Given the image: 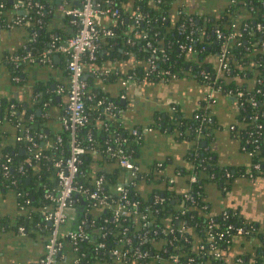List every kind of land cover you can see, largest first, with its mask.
<instances>
[{
    "label": "trees",
    "instance_id": "16d2710c",
    "mask_svg": "<svg viewBox=\"0 0 264 264\" xmlns=\"http://www.w3.org/2000/svg\"><path fill=\"white\" fill-rule=\"evenodd\" d=\"M36 1L45 3L43 9L38 11L36 6L26 8V15L19 25H22L23 30L28 34L29 54L35 58V61L40 62V53L48 47L51 37L58 35L65 38L74 32L75 26L70 16L56 11L48 0ZM112 1L119 9V15L111 24L114 36L105 40L100 39L95 57L91 59L85 56L83 61L98 64L103 56L105 57L100 54V46L109 44L115 46L121 42L124 44V49L127 48L137 57H143L145 61L147 58L154 61V69L148 67L142 69L141 76L146 80L169 79L173 73L177 77L192 74L210 88H215L213 93L216 95L241 90L243 95L237 102L241 103L239 118L243 122L240 131L242 144L251 152V172L264 175V0L234 2L229 0L227 9L219 14L194 13L187 7L183 8L184 5L179 2L180 0ZM0 3H2L0 6L2 11L12 7L10 0H0ZM174 6L177 14L172 20L171 12ZM240 12H244L245 15L239 16ZM136 13L142 15L139 22L134 21L133 17ZM234 13H236L235 18ZM58 19L64 21V24L66 21L70 22L72 29L70 34H66L56 26L55 21ZM196 19L199 21L197 22ZM257 23L263 26L261 30L255 29ZM245 24L247 27L243 29ZM217 29L222 32L220 38L216 37ZM237 29L242 30L240 38L232 42L228 40L224 46L228 32ZM143 33L147 36L143 37ZM31 34L34 36L33 39H30ZM128 37L132 39V43L126 42ZM148 40L156 47L154 53L146 45ZM182 43L191 44L192 50L181 48ZM209 53H217L218 57L223 56V62L227 66H222L218 59L217 67H211L207 60ZM16 54L22 56L23 52L18 51ZM8 55L9 53H6L0 57L2 65L11 77L20 78L27 60L13 61L6 58ZM202 70L207 76L201 73ZM247 73L250 76H247ZM86 92L93 96L85 98L88 119L78 128L77 141L84 146L94 145L99 152L92 154L88 151L81 155L80 174L77 180L88 185L94 175L102 174L104 191L109 194L111 201L94 213L87 199L76 196L73 203L76 211L75 224L78 225L83 221L84 229L93 235V241L77 242L78 255H80L78 264H90L101 258L115 260L110 251L114 247L121 250L120 260L134 259L135 249L138 248L141 251H148L146 256L139 258L142 261L153 260L158 253L171 264H222L220 258L215 256V250L222 249L223 243L227 245L235 237L248 238L251 235L257 237L259 246L252 257L250 253L241 255L239 264H264V229L260 230L250 221L244 220L236 210L227 208L213 211L204 199L203 185L206 179H213L223 187L233 176L231 173L229 176L225 174L226 170L231 172L232 168L219 167L212 162L211 151L207 149L206 144H202L203 139L209 140L215 125L213 120L207 121L208 116L212 118L209 111L212 105L208 100L205 98L202 100L191 118L177 117L175 114L170 120L168 116L163 117L157 113L158 117H155L151 125L161 129L175 125L180 137L192 141L193 146L189 152L192 167H188L185 172L188 175L195 173L197 179L187 190L190 197H184L183 193L176 195L166 187L158 188L155 186V181L153 182L155 190L148 195L139 193L136 184L130 185L126 212L114 219V205L118 199V192L114 189L123 179V175L115 157L109 155L105 148L108 145L113 149L121 147L136 161L142 136L136 140L129 132L130 127L121 121V115L110 114V111L105 109L106 100L102 104H97V100L101 97L89 90V84ZM115 99H112L115 108H123L124 105ZM251 100H255L256 104L254 105ZM11 104H14L13 108ZM30 114L33 116L31 119ZM255 114L258 115L256 119L253 117ZM3 120L14 125L20 123L23 131L33 137L30 149L27 148L26 142L21 141L19 145L22 149L17 147L14 151L7 150L0 155V184L13 185L11 187L13 190L21 191L23 194L26 192L24 199H29L26 204L30 214L21 217L17 223L27 229L29 224L42 219L40 209L50 205V200L44 196L43 184L47 183L45 177L54 170L53 160L65 157L68 153L69 131L61 126L57 132L47 133L42 115L33 112L28 104L19 103L5 96L0 97V123ZM257 122L261 123L262 127L258 141H254L257 137L255 125ZM134 127L141 130L139 126ZM249 132L253 133L249 134ZM40 133L43 134L41 137H39ZM57 135L61 137L58 143L55 142ZM115 136L120 139L114 140ZM123 137L126 138L124 141ZM36 152H40L38 159L33 157ZM7 157H10L11 161H7ZM28 160L29 165L26 162ZM1 163L7 166V176L2 173ZM256 163L258 167L254 166ZM21 164L23 169H19ZM151 178L153 179V176ZM156 196L163 198L162 201H157ZM133 201H137L136 207L131 205ZM142 215L146 218H142ZM145 220L147 222L143 225ZM165 227L169 228L168 232ZM182 227L183 231L180 232L179 229ZM237 227H242L244 231L240 234L236 233ZM155 228H158L157 233H153ZM171 229L173 231H170ZM220 233H223L221 238ZM210 234L214 235L216 241L214 248L210 245L214 240L210 238ZM195 236L197 241L194 243ZM126 237L130 240L125 241ZM98 241H103L104 246L97 248ZM172 256L177 257L176 262L171 260ZM139 259L135 261L139 262Z\"/></svg>",
    "mask_w": 264,
    "mask_h": 264
},
{
    "label": "crops",
    "instance_id": "0c3cea01",
    "mask_svg": "<svg viewBox=\"0 0 264 264\" xmlns=\"http://www.w3.org/2000/svg\"><path fill=\"white\" fill-rule=\"evenodd\" d=\"M48 1L54 5L56 11L64 14L59 11L61 0ZM179 2L184 5L183 8L187 7L194 13L219 14L227 9L229 0H180ZM43 4L45 5L44 2ZM70 4L71 1L67 3L68 6ZM175 9L174 6L171 12L172 20L177 14ZM15 14L16 9L13 10L12 7L0 11V57L9 53L6 58L11 60L18 51L23 52V55L28 54L30 46L28 34L23 30L22 25H8ZM240 15L243 16L245 13L240 12ZM233 16L235 18L236 13ZM113 22L112 17L102 15L98 25L111 27ZM55 24L66 34L72 32L70 22L66 21L64 24V21L58 19ZM106 38L102 37L101 40ZM100 54L105 57L103 56L98 64L84 62V76L89 84V90L94 91L104 100L126 98V104L114 115L120 114L121 121L130 128L139 126L143 129L152 125L155 117H158L157 113L163 117L168 116L170 120L175 114L177 117L191 118L204 98L211 103L212 108L209 111L215 125L209 140H206V147L211 151L214 164L223 168H232L235 172L230 177L229 183L223 187L213 179H206L203 185L204 199L213 211L227 208L236 210L244 220L263 230L264 175L251 172L252 159L242 144L240 131L243 122L239 118L236 99L229 94H214L213 88L192 74L157 81L146 80L141 73L142 69L147 67V61L143 57H137L127 48L124 49V44L121 42L115 46L112 44L100 46ZM218 59L217 53H209L207 56L209 65L213 68L217 67ZM26 63L20 78L18 76L14 78L2 65L0 58V97L5 96L19 103L28 104L33 112L42 115L47 133L57 132L62 126L61 116L67 102L66 94L58 92V87L67 82L65 57L62 53L55 52L49 60L39 62L33 58ZM247 76L250 74L247 73ZM37 90L42 92V97ZM123 93L124 97H122ZM22 130L23 128L20 129L7 120L0 123V154L7 150L14 151L17 147L22 149L19 145L22 140L17 138L18 132ZM192 146V141L179 136L175 125L164 129L153 126L151 131L144 132L135 160L140 171L147 174V178L141 175L137 177V181L134 179L133 185L136 184L137 191L148 195L155 190L153 186L155 181V186L166 187L176 195L186 192L189 188V180L185 170L192 167L189 159ZM155 163L161 165L155 167ZM152 171L158 173L152 174ZM45 178L47 187L56 191L57 180L54 173L50 172ZM28 212V209L20 205L13 188L0 184V264H37L43 254L49 222L39 219L36 223L29 224L25 233L21 232L17 223ZM67 214V219L61 228L74 229L75 209L69 208ZM195 239L196 236L193 239L194 243L197 241ZM258 246L259 242L255 235L248 238L235 237L227 245L223 243L222 249L215 250V256L220 258L222 264H239L241 255L250 253L252 257ZM77 259L78 251L73 242L70 239H63L54 264H76ZM90 264L171 263L166 259L157 261L155 258L140 262L133 259L101 258Z\"/></svg>",
    "mask_w": 264,
    "mask_h": 264
},
{
    "label": "built area",
    "instance_id": "2783aa9c",
    "mask_svg": "<svg viewBox=\"0 0 264 264\" xmlns=\"http://www.w3.org/2000/svg\"><path fill=\"white\" fill-rule=\"evenodd\" d=\"M231 2H234L235 0H230ZM70 0H61L59 11L63 12L64 14L70 16L72 23L75 26L74 32L65 37L61 38L58 35L52 36L51 42L41 51V57L40 60H49L51 55L55 52L62 53L65 57V65H66V71H67V82L65 85H61L58 87V92H63L67 96V102L65 106V110L61 116V122L62 126L69 131V140H68V146L69 150L65 157H59L53 160V173L57 180V190L53 191L50 190L47 185L43 184V188L45 189L44 196L48 197L50 200L51 206H44L40 209V215L43 220L50 222L49 223V232L48 236L45 242V249L43 254L40 256L37 264H54L57 260V257L60 253V249L62 246V240L63 239H70L75 249L77 250V242L78 241H93V235L89 232H87L83 227V221H81L78 225L75 224L74 229H68L63 230L61 228L62 224L67 219V210L69 208H74L73 203L76 198V196L84 197L88 200V205L94 213L105 206H107L110 203V196L104 191V177L102 174L100 175H94L91 179L90 183L83 184L78 182L77 176L80 174L79 169V163L81 162V155L90 152L92 154H96L99 152V150L94 146H84L77 141V130L80 126H82L88 119V113L86 110L85 105V98H91L93 95L87 94V83L86 79L84 78V57L87 56L89 58H94L96 51L98 50V41L102 37H112L114 36V30L111 27H102L98 25V21L101 20L102 15H108L112 18H116L119 15V9L113 5L112 0H71V3L69 6L67 3H69ZM0 6H2V3H0ZM36 6L37 10L40 11L43 9L44 4L40 3L36 0H13L12 1V9H16L15 16L9 21L8 25L12 24H21L23 22L25 14V9L29 7ZM18 10V11H17ZM1 11V10H0ZM20 11V13H19ZM134 21L139 22L142 18V15L140 13L134 14ZM192 18L190 17V20ZM234 24H232L231 27H233ZM247 25L245 24L243 29H245ZM262 25L260 23H257L255 26L256 30H261ZM242 34V30H231L226 35V42L224 43V46L226 45L227 41L230 40L232 42L234 39H239L240 35ZM147 34L143 33V37H146ZM33 34H31L30 39H33ZM216 37L220 38L222 37V32L220 29L216 30ZM127 43H132V39L130 37L126 40ZM146 45L150 47L152 53L156 51V47L153 46L150 40L146 42ZM181 48H187L188 50H192L191 44H180ZM225 48V47H224ZM223 56L219 57L220 64L222 66H227L225 62H223L222 59ZM29 53L24 54L22 56L16 55L12 57L13 61L17 60H29L33 59ZM147 67L148 69H154L155 63L152 59L147 58ZM201 73L205 74L207 76V73H205L203 70ZM14 78H17V76H13ZM176 74H172L171 78H176ZM124 82V81H123ZM212 88V87H211ZM215 88H213L214 91ZM217 90V89H216ZM230 92V91H229ZM229 95H232L234 99H236L237 106L241 105L238 99L242 97L243 92L241 90H238L236 92H233ZM124 93L122 94V97H124ZM106 105L105 109L110 111L112 114H116V111L118 112V109L115 108V104L112 99H105ZM104 99L97 100V104H102L105 102ZM252 103L255 105L256 101L251 100ZM14 107V104H11V108ZM114 110V111H113ZM254 119L258 117L257 114H255ZM30 118H33L32 114L30 115ZM212 118L208 116L207 121H211ZM256 125V133L257 137H255L254 141H258V137L260 136V129L262 127L261 123H255ZM18 128H22L21 125L17 124ZM231 128H234V126H231ZM153 129V126H145L143 129L138 130L136 127H131L129 132L132 134L136 140H139L142 134L146 131H151ZM253 133V132H249ZM43 134L40 133L39 137H41ZM17 138L22 140L23 142H26V146L28 149L31 148V142L33 141L32 135L28 134L25 130L18 132ZM24 139V140H23ZM120 139L118 136L114 137V140ZM126 138L123 137L122 140L124 141ZM61 137L60 135H57L55 142H60ZM35 144V143H34ZM246 149V147L244 146ZM247 150V149H246ZM105 151L111 155L114 156L116 159L117 166L122 170L123 179L118 182L115 185V192H118V199L116 201V204L114 205V219H117L118 216L124 212H126V204H128V194H129V186L133 185L134 179L138 176L143 175V177H146L147 174H143L140 171V167L136 161H134L130 154L127 153L123 148L117 147L116 149H113L110 145H108L105 148ZM248 154L251 155L250 150H247ZM1 155V154H0ZM34 158L38 159L40 157V152H36L33 155ZM7 161H11L10 157L6 158ZM27 164H30V161H26ZM2 165V173L3 175L7 176V166L3 163ZM156 166H160L161 163H155ZM255 167H258V164L256 163L254 165ZM101 167V166H100ZM19 169H23V165L21 164L19 166ZM232 174L229 170L225 171V174L227 176ZM197 176L195 173L188 175L189 180V187L190 184L194 181H196ZM14 182V181H13ZM12 182V183H13ZM6 186L12 187L13 185L7 184ZM15 195L19 199L20 205L24 209H28L27 202H29V199H24L23 192H19L18 190L15 191ZM162 195V194H161ZM184 197H190V193L188 191L183 193ZM163 198L156 196V200L162 201ZM137 201L131 202V205L136 207ZM29 211V210H28ZM29 213V212H28ZM142 218H146L145 215H142ZM146 220L143 222V225L146 224ZM19 230L21 232H25L26 228L23 225L18 226ZM230 227V225H229ZM166 228V232L169 231L168 227ZM170 231H173L171 229ZM180 232L183 231V227L179 229ZM244 231L242 227H237L236 233L240 234ZM158 228L153 229V233H157ZM223 236V233H220L219 237L221 238ZM210 238L214 239V235L210 234ZM129 237H126L125 241H129ZM216 241L215 239L210 242V245L214 248L216 247ZM104 246L103 241L96 242V247L100 248ZM78 251V250H77ZM111 255L116 259H121V250L117 247L111 248ZM148 254V251H141L140 249L136 248L134 252L135 259L142 258ZM219 253L217 252L216 255ZM80 255H78V259L76 264H78ZM155 259L157 261H162L164 258L161 257L158 253L155 254ZM140 260V259H139ZM171 260L176 262L177 257L172 256ZM137 261V260H136ZM142 261V260H140ZM139 261V262H140Z\"/></svg>",
    "mask_w": 264,
    "mask_h": 264
},
{
    "label": "water",
    "instance_id": "95a60500",
    "mask_svg": "<svg viewBox=\"0 0 264 264\" xmlns=\"http://www.w3.org/2000/svg\"><path fill=\"white\" fill-rule=\"evenodd\" d=\"M10 1L12 2L13 0H10ZM113 20H114V18H113ZM196 21L198 22V21H199V19H196ZM237 40H238V39H234L233 41H237ZM84 78H85V76H84ZM37 91H38V90H37ZM38 92H39V96H41V97H42V95H41V94H42V92H41V91H38ZM126 100H127L126 98H120V99L118 98V99H116L115 101H118L120 104H123V105H125V104H126V102H127ZM206 143H207V142H206V140H205V139H203V140H202V144H203V145H205ZM231 172H232V174H233V173L235 172V171H234V169H232V171H231ZM160 194H163V192H161ZM49 223H50V222H49ZM25 232H26V231H25ZM25 232H24V233H25Z\"/></svg>",
    "mask_w": 264,
    "mask_h": 264
}]
</instances>
